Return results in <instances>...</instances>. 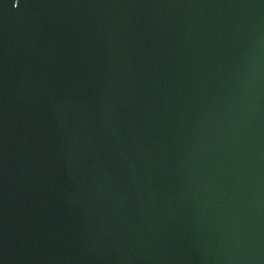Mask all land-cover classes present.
<instances>
[{"label": "water", "instance_id": "1", "mask_svg": "<svg viewBox=\"0 0 264 264\" xmlns=\"http://www.w3.org/2000/svg\"><path fill=\"white\" fill-rule=\"evenodd\" d=\"M0 264H264V0H0Z\"/></svg>", "mask_w": 264, "mask_h": 264}, {"label": "snow or ice", "instance_id": "2", "mask_svg": "<svg viewBox=\"0 0 264 264\" xmlns=\"http://www.w3.org/2000/svg\"><path fill=\"white\" fill-rule=\"evenodd\" d=\"M19 3V0H17V4Z\"/></svg>", "mask_w": 264, "mask_h": 264}]
</instances>
